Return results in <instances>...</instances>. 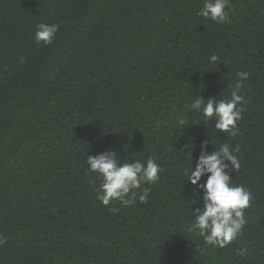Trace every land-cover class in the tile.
<instances>
[{"label": "trees", "instance_id": "1", "mask_svg": "<svg viewBox=\"0 0 264 264\" xmlns=\"http://www.w3.org/2000/svg\"><path fill=\"white\" fill-rule=\"evenodd\" d=\"M202 7L0 0V264H264V0H229L222 24ZM41 23L59 26L50 44L34 39ZM240 72L232 136L189 106L230 100ZM205 142L209 154L238 149L231 184L252 197L224 248L191 230L203 192L184 169ZM107 152L159 164V180L142 185L146 203L97 199L87 157Z\"/></svg>", "mask_w": 264, "mask_h": 264}, {"label": "clouds", "instance_id": "2", "mask_svg": "<svg viewBox=\"0 0 264 264\" xmlns=\"http://www.w3.org/2000/svg\"><path fill=\"white\" fill-rule=\"evenodd\" d=\"M229 0H203V7L198 15L210 19L216 23L229 22L228 8ZM58 25L41 23L37 25L34 39L47 45L53 42ZM220 57L212 55L210 63H215ZM237 81L231 91L230 100L214 98L205 99L199 95L189 106L193 112H200L204 122L215 121L214 128L222 133L235 136L238 132L237 121L241 118V105L244 101L240 94L242 81L248 78L247 72L237 73ZM186 125L184 119L179 121ZM208 142L201 145V153L193 170L190 167L184 169L187 183L194 186V194L203 192V207L191 211L194 221L191 230L198 234L208 244L220 248L226 247L237 239L246 223L244 210L250 206L251 193L242 186H232L229 168L237 171L240 168L238 158L233 154L238 149H231L228 144H222L220 148L208 153ZM86 174H95L101 179L97 199L102 205L108 206L113 201H119L124 207L132 206L137 198L140 202H147L148 189L142 188L144 184H155L159 180L161 171L159 164L152 158L141 162H123L119 160L114 152L101 153L97 156L87 157ZM207 177L204 184L199 181ZM246 249L240 251L244 255Z\"/></svg>", "mask_w": 264, "mask_h": 264}]
</instances>
